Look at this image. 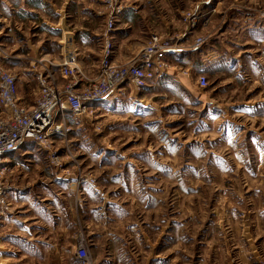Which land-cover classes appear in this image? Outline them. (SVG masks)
<instances>
[{"label":"rangeland","instance_id":"obj_1","mask_svg":"<svg viewBox=\"0 0 264 264\" xmlns=\"http://www.w3.org/2000/svg\"><path fill=\"white\" fill-rule=\"evenodd\" d=\"M28 1L40 6L30 11ZM209 1L214 5L173 0L183 10L175 14L176 28L152 33L178 36L181 49L172 53L181 51L185 36L200 29L197 9ZM219 1L211 31L192 39L205 38L191 46L205 50L212 33H223L208 72L200 69L199 53L186 67L181 51L171 61L178 81L94 98L79 116L66 114L69 131L11 152L1 177L11 202L3 217L29 221L36 236L0 246V264H264V0ZM106 2L0 0V58L18 75L27 103L47 68L62 84L56 65L66 28L75 35L80 68L93 73L106 35ZM146 2L165 7L167 0H118L107 34L110 59L117 33L131 30L123 12ZM199 73L204 88L196 86ZM41 201L48 213L34 207ZM74 205L80 226L72 221ZM3 231L17 235L10 226ZM47 240L57 252L45 248ZM78 241L86 261L75 256Z\"/></svg>","mask_w":264,"mask_h":264},{"label":"built area","instance_id":"obj_2","mask_svg":"<svg viewBox=\"0 0 264 264\" xmlns=\"http://www.w3.org/2000/svg\"><path fill=\"white\" fill-rule=\"evenodd\" d=\"M109 13L105 17L104 45L98 64L93 73L85 74L79 66V51L75 45V35L66 28V36L59 42L60 62L56 73L61 85L56 82L52 70L36 76V90L33 103H27L18 91L19 78L0 58V220L10 211L11 202L7 200L5 185L1 179L2 171L10 163V154L24 143L42 145L53 134L69 131L66 114L79 116L85 111V102L94 98L122 92L127 86L136 89L146 87L155 78L164 76L175 69L167 55L180 50L178 36L151 33L141 48L130 59L118 63L110 59L112 53L108 32L112 30L114 19L120 12L118 0H106ZM194 22H191L193 25ZM205 38L196 37L193 48L202 46ZM89 71V70H88ZM207 85L205 74L196 77V86ZM75 256L87 260V251L82 242L75 247Z\"/></svg>","mask_w":264,"mask_h":264},{"label":"crops","instance_id":"obj_3","mask_svg":"<svg viewBox=\"0 0 264 264\" xmlns=\"http://www.w3.org/2000/svg\"><path fill=\"white\" fill-rule=\"evenodd\" d=\"M173 0H167V3H165V7L162 6L161 4H158V7H154L151 4L147 3V5L142 4L141 6H138L134 4L132 7H129V9L125 12H123L121 18H122V23L124 24V27H127L126 30L131 28V30H128V32L125 35H122V32L117 33V35L120 37L118 45L115 47V58L114 61L116 62H125L129 58H131V55L129 57V52H134L135 49H138L144 44L148 36L152 33L155 32L156 30L158 32H164L167 29L174 30L173 28H176V20L177 16L175 15L176 13H181L183 10L177 8L178 6L174 5ZM192 3V2H191ZM190 3V4H191ZM194 3V2H193ZM220 1L215 0L214 5L213 2H201L203 6L202 9H197L201 15L199 24H197L199 30H192L191 34H187L185 38L182 40L183 48V58L182 60L184 61L186 67H192L193 68V63H192V55L194 53H199L200 55V69L205 73L209 71V68L212 65L216 64L218 61L217 57L220 55L219 52L217 51V48H215L214 44L216 42H219L220 37L222 36V32H214L212 33V36H215V39L210 42L209 45H207L206 49H201V50H195L193 49L192 46V39L193 36L197 35V31L202 32H210L207 27L209 26L210 23V15L213 14L214 12L217 11L218 5ZM29 4V10L34 11L37 7H39V3L31 2L28 1ZM198 8V7H197ZM121 21V20H120ZM146 22L147 26H142V23ZM49 26H53V23H48ZM59 22L57 24V27L61 31V27L59 26ZM181 26V25H180ZM145 29V30H144ZM134 30H136L134 32ZM144 30V31H140ZM156 31V32H157ZM145 33V34H144ZM147 34V35H146ZM216 34V35H215ZM122 35V36H121ZM115 36V34L113 35ZM146 36V37H145ZM145 38V39H144ZM60 41V39H59ZM124 43V44H123ZM213 47V49H209L208 47ZM136 51V52H137ZM181 51L175 52V53H169L167 55L169 61L175 62V57H177L179 54H181ZM199 51V52H198ZM135 52V53H136ZM182 55V54H181ZM129 57V58H128ZM220 61V60H219ZM173 74L169 73V75H164L155 78L153 81H151L146 87L144 88H150L154 86H159L161 85L162 81H167V80H172V81H178L179 79L177 78V75L175 72H172ZM180 83V82H179ZM19 91V90H18ZM20 93V92H19ZM118 92L112 93L116 94ZM13 152V151H12ZM14 153L10 154V162L13 161L14 158ZM34 207L44 211L46 213L49 212L48 206L41 202H35ZM72 221L73 223H77L80 226L81 223V218H79L78 211L76 206L74 205V210H73V216H72ZM0 222L2 223L0 227V246L6 244L10 246V244H15L17 241H23L24 243H32L33 236H36L34 232L32 231V224L27 221V220H21V219H12L9 216L3 217ZM7 226H10L14 228V231L17 232V235H12L11 233H7L6 231H3ZM66 234V232L64 233ZM29 236V239H25ZM31 239V240H30ZM47 244V245H45ZM45 248L48 249V246L52 247V251L57 252V246L54 242L47 240L44 242ZM4 247H2L3 249ZM49 251V250H48ZM75 251V250H74ZM60 260V264H69L68 261Z\"/></svg>","mask_w":264,"mask_h":264},{"label":"bare ground","instance_id":"obj_4","mask_svg":"<svg viewBox=\"0 0 264 264\" xmlns=\"http://www.w3.org/2000/svg\"><path fill=\"white\" fill-rule=\"evenodd\" d=\"M1 170L4 171V168H2Z\"/></svg>","mask_w":264,"mask_h":264}]
</instances>
